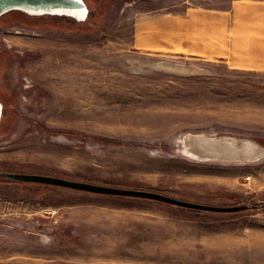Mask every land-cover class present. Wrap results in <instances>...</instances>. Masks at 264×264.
<instances>
[{"label": "rangeland", "instance_id": "obj_1", "mask_svg": "<svg viewBox=\"0 0 264 264\" xmlns=\"http://www.w3.org/2000/svg\"><path fill=\"white\" fill-rule=\"evenodd\" d=\"M83 1V21L0 17V171L255 207L0 180V264H264V70L132 47L140 13L198 0Z\"/></svg>", "mask_w": 264, "mask_h": 264}, {"label": "crops", "instance_id": "obj_2", "mask_svg": "<svg viewBox=\"0 0 264 264\" xmlns=\"http://www.w3.org/2000/svg\"><path fill=\"white\" fill-rule=\"evenodd\" d=\"M180 12L140 13L132 47L222 59L264 70V0H198Z\"/></svg>", "mask_w": 264, "mask_h": 264}, {"label": "water", "instance_id": "obj_3", "mask_svg": "<svg viewBox=\"0 0 264 264\" xmlns=\"http://www.w3.org/2000/svg\"><path fill=\"white\" fill-rule=\"evenodd\" d=\"M12 11H21L31 16H69L77 21L85 20L89 13L88 7L83 0H0V17ZM1 108L2 104L0 103V113ZM197 140L198 141L193 140V143L198 145L207 143V141ZM0 178H5L12 182L19 181L24 183L42 184L99 195L142 198L185 209L212 213H237L255 207H251L250 204L236 206L208 205L181 200L153 191L98 185L45 174L0 171ZM259 205L264 206V202H260Z\"/></svg>", "mask_w": 264, "mask_h": 264}, {"label": "trees", "instance_id": "obj_4", "mask_svg": "<svg viewBox=\"0 0 264 264\" xmlns=\"http://www.w3.org/2000/svg\"><path fill=\"white\" fill-rule=\"evenodd\" d=\"M95 2H96L97 10H99V8H102V3H101L102 1L101 0H95ZM11 13H13L15 15V17L18 21L21 20V21H24L27 23L28 21H31V20L35 21L36 20V24L41 23V22H39L40 18L37 16H31V15H28L24 12H11ZM11 13H8V14H11ZM0 180L3 182H6V183H24V182H19V181L12 182V181L7 180L5 178H0ZM24 184H34V183H24ZM43 186H47V185H43ZM260 206L264 207L263 205H260ZM256 208H258V207H256ZM191 211L203 212V211H197V210H191ZM241 212H244V211H241ZM238 213H240V212H238Z\"/></svg>", "mask_w": 264, "mask_h": 264}, {"label": "bare ground", "instance_id": "obj_5", "mask_svg": "<svg viewBox=\"0 0 264 264\" xmlns=\"http://www.w3.org/2000/svg\"><path fill=\"white\" fill-rule=\"evenodd\" d=\"M195 137H196V136H195ZM198 138H199V137H198ZM216 140H217V139H215V141H216ZM194 141H198V140L195 139ZM203 141H204V140H203ZM234 141H235V140H234ZM211 142H213V141H211ZM226 143H227V142H226ZM245 143H246V142H245ZM212 144H213V143H212ZM203 145H204V144H203ZM247 145H248V144H247ZM250 145H251V144H250ZM250 145H249V146H250ZM206 146H207V145H206ZM214 146H215V145H214ZM214 146H212V147H214ZM222 146H223V145H222ZM208 147H209V146H207V148H208ZM220 147H221V146H220ZM224 147H225V146H224ZM224 147H223V148H224ZM230 147H231V146H230ZM230 147H229V148H230ZM216 148H217V147H216ZM246 148H248V147H246ZM203 149H204V148H203ZM209 149H210V148H209ZM232 149H233V148H232ZM240 149H241V148H240ZM204 150H205V149H204ZM210 150H211V149H210ZM210 150H209V151H210ZM248 150H249V149H248ZM216 151H217V150H216ZM224 151H225V149H224ZM227 151H228V150H227ZM234 151H235V150H234ZM240 151H241V150H240ZM246 151H247V150H246ZM246 151H245V152H246ZM197 152H198V150H197ZM200 152H201V151H200ZM207 152H208V151H207ZM213 152H214V151H213ZM222 152H223V151H222ZM248 152H249V151H248ZM250 152H251V151H250ZM223 153H224V152H223ZM207 154H208V153H207ZM224 154H225V153H224ZM230 154H231V153H230ZM242 154H243V153H242ZM228 155H229V154H228ZM231 155H232V154H231ZM205 156H206V155H205ZM233 156H234V155H233ZM230 157H231V156H230Z\"/></svg>", "mask_w": 264, "mask_h": 264}, {"label": "flooded vegetation", "instance_id": "obj_6", "mask_svg": "<svg viewBox=\"0 0 264 264\" xmlns=\"http://www.w3.org/2000/svg\"><path fill=\"white\" fill-rule=\"evenodd\" d=\"M3 108H4V105H2V108H1L0 121H1V119H2V115H3Z\"/></svg>", "mask_w": 264, "mask_h": 264}]
</instances>
